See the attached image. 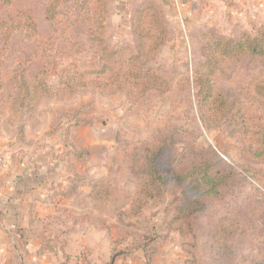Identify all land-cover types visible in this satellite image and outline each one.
Returning <instances> with one entry per match:
<instances>
[{"label": "rangeland", "instance_id": "374dc122", "mask_svg": "<svg viewBox=\"0 0 264 264\" xmlns=\"http://www.w3.org/2000/svg\"><path fill=\"white\" fill-rule=\"evenodd\" d=\"M14 1L18 10H35L41 34H53L45 16V0ZM145 1L124 0L120 6L118 0H109L110 43L117 47L133 45L128 18ZM152 1L162 9L170 30V39L152 67L166 80L170 91L151 93L139 101L122 93L94 92L82 93L71 101L46 100L38 110L16 116L10 125L0 118V153H10V158L40 154L60 165L57 172L71 175L70 191H89L97 181L109 183L113 198L108 211H99L91 204L88 213L72 215L85 222L86 215L95 214L94 226L89 224V229H95L100 251L96 250L93 264H264V160L242 154L245 129L231 118L213 129L205 126L193 82L196 70L208 61L205 42L256 37L258 28L264 25V13L251 23L226 20L220 15H202L195 22H187L183 15V20L179 18L170 2ZM117 8L121 14H117ZM64 27L61 24L60 30ZM85 32L76 27L65 37L82 38ZM206 35L209 37L203 39ZM33 51L23 34L14 36L7 54L0 58L4 91L13 92L14 68L18 62L29 65ZM72 61L56 57L44 79L57 88V74ZM76 62L81 72L101 69L100 56L91 48ZM211 67L217 72L216 94L229 102L241 99V90L249 80L264 78V58L250 55L226 58ZM159 148L163 153L161 163L183 174L202 164L206 168L205 163L215 171L230 174L222 198L207 200L204 213L190 215L188 189L173 184L165 188L162 197L143 204L140 191L146 152ZM68 159L70 162L64 163ZM70 168L74 172L69 173ZM223 225L234 235L228 239L230 256L218 261L215 256L219 245L212 231ZM103 232L116 242L109 258L106 251L102 253L103 241L108 239H102L99 233Z\"/></svg>", "mask_w": 264, "mask_h": 264}, {"label": "trees", "instance_id": "16d2710c", "mask_svg": "<svg viewBox=\"0 0 264 264\" xmlns=\"http://www.w3.org/2000/svg\"><path fill=\"white\" fill-rule=\"evenodd\" d=\"M45 2V16L53 28V34L48 35L41 34L34 9L18 10L14 0H0V58L7 54L17 34H23L34 49L29 65L24 62L16 64L12 93L4 91L0 62V118L9 125L24 111L30 114L38 110V106L46 100L71 101L82 93L94 92L101 95L122 93L132 101H139L151 93L170 91L166 80L152 67L162 47L170 39L164 13L157 3L147 0L133 11L128 18L133 45L117 47L108 41V21L111 16L109 0ZM61 24L66 27L60 30ZM76 27L85 29L84 37H65L67 32ZM257 33L256 37L244 36L240 40L205 42L203 50L208 61L196 70L193 82L205 126L213 129L226 118H231L236 126L245 129L242 154L252 160H264V78L249 80L241 90V99L229 102L216 94L214 79L217 72L211 67L226 58L243 55L263 59L264 25L258 28ZM206 37L209 36L203 39ZM88 48L100 56L101 69L81 72L76 61ZM56 57L72 58L73 61L57 74L59 85L54 88L44 76L51 72ZM34 67L36 70H33ZM162 155V148L146 152L145 177L140 191L143 204L162 197L165 188L173 184L188 189L190 215L204 213L207 200L222 198V188L228 184L230 174L215 171L209 163H205L206 168L202 164L192 172L183 174L176 167L167 168L163 165ZM66 161L70 162L68 159L64 163ZM68 172L74 170L70 168ZM108 184L97 181L88 195L93 207L99 211H108V203L113 198ZM99 204L106 206L101 208ZM233 235L234 232L226 225L213 229L212 237L219 245L216 260L223 261L230 256L228 239ZM115 243L112 239V245ZM86 262L91 264L90 261Z\"/></svg>", "mask_w": 264, "mask_h": 264}, {"label": "crops", "instance_id": "0c3cea01", "mask_svg": "<svg viewBox=\"0 0 264 264\" xmlns=\"http://www.w3.org/2000/svg\"><path fill=\"white\" fill-rule=\"evenodd\" d=\"M123 1L118 0V5H124ZM181 1L187 22H195L202 15H220L226 20L251 23L264 13V0ZM116 12L121 14L119 8ZM58 167L40 154H22L11 157L5 168H0V264H88L86 260L93 264L100 251L96 231L89 229V224L94 226L95 214L86 215L85 222L72 216L81 217L91 209V188L70 191L73 178L64 171L57 172ZM99 234L102 239L108 237L102 253L106 251L109 258L110 237Z\"/></svg>", "mask_w": 264, "mask_h": 264}, {"label": "built area", "instance_id": "2783aa9c", "mask_svg": "<svg viewBox=\"0 0 264 264\" xmlns=\"http://www.w3.org/2000/svg\"><path fill=\"white\" fill-rule=\"evenodd\" d=\"M169 2L173 5V7L175 8L179 18L181 20L182 19V15H183V8H184V5L182 3L181 0H169ZM10 159V153H5V154H1L0 153V168H5L8 161Z\"/></svg>", "mask_w": 264, "mask_h": 264}]
</instances>
